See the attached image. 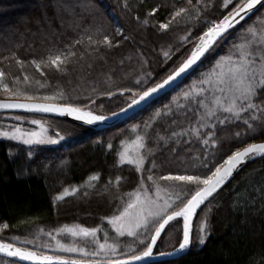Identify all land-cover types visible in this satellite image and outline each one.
I'll return each instance as SVG.
<instances>
[{
    "label": "trees",
    "instance_id": "obj_1",
    "mask_svg": "<svg viewBox=\"0 0 264 264\" xmlns=\"http://www.w3.org/2000/svg\"><path fill=\"white\" fill-rule=\"evenodd\" d=\"M205 2L209 6L198 21L173 22L168 30H161L159 25L168 22L176 8L186 7L187 0H0V68L10 74L6 78L10 87L12 76H20L23 81L25 74L30 82L40 80L44 83V88L34 86L29 91L30 95L40 97L34 101L72 103L83 107L92 99L95 103L105 102L107 108L102 111L111 115L125 106L119 100L121 95L117 88H132L128 80L144 73L154 76L147 86L161 75L166 76L173 65L185 57L191 45L190 40L181 41L188 28H194L192 33L195 35L191 37L197 40L211 21L222 19L239 0H232L227 7H223L222 0ZM263 12L264 5H261L250 17L229 30L214 50L205 55L191 76L183 79L182 84L114 126L95 130L63 117L0 112V129L7 128L6 117L19 115L61 122L81 132L57 146L25 145L0 138V224L9 225L2 231L0 240L43 253L46 250L41 247V242L50 239L44 233L64 225L96 228L104 224L102 218L114 215L123 206L117 197L133 191L139 182L140 174L135 167L121 164L118 160L122 139L131 138L135 133L146 135L147 146L154 151V156L146 161L145 169L151 168L154 159L157 165L153 169L155 175L184 173L185 170L192 172L193 158L202 157L205 146L195 139L190 143L169 142L165 146L163 141L157 143V133L167 137L172 130L178 131L172 125L173 120L186 126L184 118L175 114L174 97L198 78L202 70L207 71L217 55L227 54L240 30L253 23L252 19L260 18ZM146 19L147 24L144 23ZM115 20L122 34H117ZM87 35H92L94 40L107 35L113 46H90ZM82 37V43L71 49L76 55L66 64V71L42 67L44 75L41 76L30 63L33 59L46 58L50 52L66 50V46ZM169 48L173 55L165 63L162 49ZM13 53L25 62L23 70L14 59H3ZM20 87L23 90L27 86L21 83ZM93 87L96 92H92ZM108 90L116 92V95L107 97L99 94ZM60 91L65 94L63 100L42 99ZM9 98L25 100L23 96ZM165 105H171L174 114L161 115L151 128H145V123L151 122L154 114L163 110ZM134 126L138 128L134 130ZM235 132L241 133L239 139L234 138ZM246 132L247 126L241 122L218 127L219 143L215 149H208L209 153L215 152V157L209 155V159L222 163L233 151L253 141L264 140V131H258L256 135H245ZM196 171L206 172L202 168ZM94 175L99 179L93 181ZM144 175L146 177L148 173ZM117 177L120 178L118 189L115 186ZM90 184L95 187H89ZM57 195L64 198L54 202ZM200 214L201 222L207 219L210 232L203 245L197 242ZM171 224L169 226L175 225ZM176 224L172 244L166 248L160 246L167 232L172 230L168 226L169 229L166 227L165 233L157 240L154 253H164L178 246L182 227L178 222ZM41 228L44 233L39 232ZM13 236L33 240L35 244L14 241L11 239ZM191 236L193 242L185 255L150 264H264V157L244 165L198 209L192 221ZM140 251L137 249L136 253ZM0 264L26 263L0 257Z\"/></svg>",
    "mask_w": 264,
    "mask_h": 264
},
{
    "label": "snow or ice",
    "instance_id": "obj_2",
    "mask_svg": "<svg viewBox=\"0 0 264 264\" xmlns=\"http://www.w3.org/2000/svg\"><path fill=\"white\" fill-rule=\"evenodd\" d=\"M230 3L232 0H223V7H227ZM258 5H264V0H239L235 7L222 19L211 21L206 30L198 37V43L192 48L190 54L174 65L163 78L154 80L149 86L144 87L148 83L147 80L138 77L134 82L138 86V90L135 91L133 88H117V92L121 96L126 92L132 94L130 103L126 108H121L119 113L112 112L111 116H108L96 113L87 106L81 107L72 103L32 102L40 97L30 95L29 91L34 86L44 88L45 84L41 83L40 80L30 82L29 76L25 74L23 81H21L20 76H12V86L10 87L9 83L6 82V78L10 74L6 73L3 68H0V90L12 97L23 96L27 102L0 101V109H21L28 112L66 115L87 125L105 122L111 117L127 112L128 109L147 101L156 94L182 84L183 79L190 77L196 70L202 58L213 51L215 46L225 38V34L240 24L241 21H244L249 14H252ZM208 6L205 0H195V3L193 0H187V6L176 8L171 14V19L166 23H161L159 28L168 30L173 22L179 24L182 21H198ZM125 7H127L126 4ZM154 11L155 9H153ZM147 22L146 19L144 23L147 24ZM116 31L117 34H122L119 28ZM97 32L99 33V30ZM189 35L191 32L182 36L181 41L187 42ZM82 40L83 37L75 40L72 45L66 46V50L50 52L46 58L39 61L33 59L30 63L35 66L37 71H40L41 76L44 75L41 70L42 67H52L57 71L64 72L70 58L76 55L71 49L75 45L81 44ZM87 40L90 46L92 44L113 46L107 35H103L102 39L98 40H94L92 35H87ZM162 54L164 62L167 63L172 58L173 52L171 48L169 50L162 49ZM3 59L5 61L14 59L21 70L24 68L25 62L18 59L15 53L11 57H4ZM143 75L148 78L152 76L151 73H144ZM108 79L110 80L111 77ZM21 83L27 86L23 90L20 87ZM96 91L97 89L93 87L92 92ZM99 94L112 97L116 95V92L108 90ZM42 99L63 100L65 94L60 91L52 95H45ZM91 102L94 104L95 100ZM174 103L176 106L175 114L184 118L186 126L177 120H173L172 125H175L179 130H172L167 137L157 133V143L163 141L167 146L169 142L190 143L195 139L205 146L203 156L193 158L191 165L193 171L190 173L185 170L184 173L170 172L155 175L153 169H156L157 165L154 159L151 161V168L145 169V163L149 157L154 156V151L147 146V136L137 134L135 140L132 141L134 150L125 148L119 153V160L121 164L127 163L135 167L136 172L140 174L139 182L133 191L117 197L123 205L122 208L117 209L118 214L102 218V220H107L116 233V238L112 242L109 241L107 232L104 233V239L101 242L97 235L98 232L102 231L99 226L87 228L80 225L71 227L64 225L54 229L53 232L56 235L67 233L74 239L82 238L86 242L85 246H77L75 243L71 245L61 243L53 235V232L44 233L42 228L39 229V232L55 240L54 251L76 253L80 259L69 260L59 255H41L37 251L17 247L13 243L2 240H0V254L20 261L33 262V264H132V262L151 257L153 248L161 234L165 233L166 227L171 222L177 221L178 218L183 220V232L182 239L174 251L182 252L188 249L193 242L190 221L197 209L225 184L239 166L256 157H264V143H249L242 149L233 151L222 163H215L214 159L210 160L209 155L215 157V152L209 153L208 151V149H215L219 143L218 127H229L241 122L247 126L245 135H256L258 131H264V19L247 24L241 29L237 39L230 45L228 53L216 58L207 71L200 72L198 78L193 79L177 97H174ZM102 107L103 105H101ZM190 113L191 115H189ZM173 114L172 106L165 105L163 110H158L154 114L151 122L145 123V128H151L161 115L170 116ZM13 119L23 121L24 117L17 115ZM30 123L38 125L40 131H29L13 124L6 129H0V138L18 141L26 145L55 144L65 139L59 132L56 133L55 138L47 135V129L40 120L33 119ZM136 128L138 126H134V130ZM240 136V132L234 133V138L239 139ZM185 137L187 139H184ZM109 148H111V144H109ZM197 168H202L206 172L201 174L196 171ZM145 172L148 173L146 177ZM91 179L93 181L98 180L99 176L94 175ZM119 180L120 178L117 177L115 185L117 189ZM109 184L112 182L109 181ZM89 187H95V185L90 184ZM105 191H107V185ZM85 195L88 193L85 192ZM125 196L127 200L124 199ZM63 198V195H57L54 202ZM8 227L7 223L0 224V232ZM197 231L199 233L197 242L200 245L205 244L207 235L210 234L206 218L202 220ZM120 237L131 238V243L125 246L128 252L132 254H123L127 255L126 259L113 258L118 253L120 244L116 241ZM11 239L25 244H35L33 240L26 238L21 240L19 236H13ZM89 243L93 245L91 250L87 246ZM137 245H143V250L138 254L136 253ZM35 246L40 247V245ZM45 246L51 247V245ZM165 254L160 253V255ZM88 257L92 259H88ZM97 257L99 259H96Z\"/></svg>",
    "mask_w": 264,
    "mask_h": 264
},
{
    "label": "rangeland",
    "instance_id": "obj_3",
    "mask_svg": "<svg viewBox=\"0 0 264 264\" xmlns=\"http://www.w3.org/2000/svg\"><path fill=\"white\" fill-rule=\"evenodd\" d=\"M211 1V0H210ZM222 3H223V0H222ZM260 19H264V12L262 13V16L260 17V18H258V17H256V18H254V19H252V22H254V21H258V20H260ZM116 21V20H115ZM209 22V21H208ZM207 22V23H208ZM116 26H117V28H119V25H118V22L116 21ZM120 27H121V25H120ZM194 28H188V30H187V34L189 33V32H191V35H189L188 36V40L187 41H191V45H190V47L186 50V55H185V57L184 58H186L189 54H190V52H191V50H192V48L195 46V44L197 43V41H198V39L197 40H195V39H193L194 37V33H192ZM164 32V31H163ZM185 36V35H184ZM193 38H192V37ZM193 42H194V44H193ZM223 54H221V55H217L216 56V58H218L219 56H222ZM183 58V59H184ZM216 58H214V60H213V62L215 61V59ZM182 60V59H181ZM180 60V61H181ZM176 61V60H175ZM179 62V61H178ZM178 62H176L174 65H176ZM213 62H212V64H213ZM173 65V66H174ZM155 70H156V68H155ZM154 70V71H155ZM205 70V69H204ZM204 70H202L201 72H204ZM158 76H160V75H158ZM157 76V77H158ZM165 75H161L160 77H158L159 79H161V78H163ZM138 77H140L141 79H146L147 80V82L148 81H150V80H152V79H154V76L152 75L151 76V78H148V77H145L144 75L143 76H137V77H132V78H130L128 81H131V83H130V86H132V88H134L133 90L135 91V90H138V86H136L135 85V80H136V78H138ZM132 84V85H131ZM144 87H147V84H145L144 85ZM177 87V86H176ZM175 87V88H176ZM131 88V87H130ZM174 88V89H175ZM173 90V89H172ZM171 90V91H172ZM170 92V91H169ZM132 94L131 93H127V94H124L123 96H121L120 98H119V100H120V102L121 103H124V105L125 106H127L128 105V103H130V96H131ZM9 97H12V96H9V94L8 93H6V92H4V91H2V90H0V100H3V99H13V98H9ZM13 100H15V99H13ZM16 100H18V99H16ZM20 100V99H19ZM90 100V102H88V104L87 105H84V106H87L88 108H90L92 111H94V112H96V113H102V114H104V115H108V114H106V113H104L102 110H104L105 109V107H106V105H105V102H98V103H92L91 101H92V99H89ZM117 102H118V99H117ZM101 105H103V107L101 108ZM83 106V107H84ZM124 106V107H125ZM123 107V108H124ZM107 108V107H106ZM109 116V115H108ZM13 117H15V116H9V117H6V119L5 120H7L6 122H5V124L7 125V127L11 124V125H13V124H16V125H19L20 127H22L23 129H26V130H29V131H40V127L38 126V125H33V124H31L30 123V121L31 120H33V119H35V120H40V121H42V123H43V125H44V127L47 129V135H49V136H52V137H54L55 138V136H56V133L57 132H59L60 133V135H63L64 137H65V139H63V140H61V141H59L58 143H55V144H44V145H51V146H57V145H59V144H61L62 142H64V141H67V140H69V139H71L72 137H74V136H72L73 134H75V133H78L79 134V132L80 131H78V129L77 128H74V126H70V125H68V124H64V123H61V122H57V121H53V122H51V121H48L46 118H40V117H32V116H25L24 117V120L23 121H16V120H14L13 119ZM22 117V116H21ZM11 122H13V123H11ZM1 129H3V128H1ZM4 129H6V128H4ZM81 133V132H80ZM77 134V135H78ZM137 134H139V133H135V134H133L132 135V137L131 138H124V139H122V141L124 142L123 144L122 143H120V148H119V152H118V160H119V153L121 152V151H123L125 148H127V149H129V150H134V145H133V143H132V141H134L135 140V137H136V135ZM140 135H143V134H141L140 133ZM121 141V142H122ZM258 141H263V140H258ZM16 142H18V141H16ZM253 142H256V141H253ZM253 142H251V143H253ZM21 143V142H20ZM23 144V143H22ZM249 144V143H248ZM26 145V144H25ZM247 145V144H246ZM246 145H244L243 147H245ZM243 147H241V148H239V149H242ZM239 149H237V150H239ZM236 151V150H235ZM231 155V154H230ZM226 159V158H225ZM119 162H120V160H119ZM150 183V182H149ZM123 207V206H122ZM118 209H120V208H118ZM114 214H118V211H116ZM201 214H200V216H199V218H198V224L200 223V225H201ZM176 222H178L179 223V225L181 224V227H182V232H183V220H182V218H178L177 219V221H173L172 222V224L174 223L175 225H173V226H169L170 228H172V230H170V231H168L167 232V234H166V236L163 238V240H162V243L160 244V246L162 247V248H166V247H168L169 245H171L172 244V238H173V236H174V234L175 233H173V230L175 231V227L177 226V224H176ZM104 224H102L100 227L102 228V231H100V232H98L97 233V235L99 236V238H100V240H101V242H103V239H104V233L105 232H107V234H108V238H109V241L110 242H112L113 241V239L114 238H116V233H115V231L111 228V226L108 224V222H107V220L106 219H104V222H103ZM171 224V225H172ZM68 226H73V225H68ZM169 227H168V229H169ZM2 235V232H0V236ZM55 236H56V239L57 240H60L61 241V243H64V244H67V245H71V244H73V243H75L77 246H81V247H83V246H85V244H86V242H85V240H83L82 238H79V237H77V238H73V237H71V235L70 234H67V233H62V234H59V235H56V234H54ZM1 239V238H0ZM116 242H118L119 244H120V247H119V249H118V253H117V255L115 256V257H113V258H119V257H122V256H124L123 254H127V253H129L128 252V249H127V247L125 246V245H127L128 243H131V238H127V237H120V238H118L117 239V241ZM45 245H51V247H46ZM88 246V248H89V250H91L92 249V247H93V245H91L90 243L87 245ZM41 247L44 249V250H46V251H44L43 253L42 252H40V254H47V255H59V256H62V257H66V258H70V259H80V256L78 255V254H76V253H65V252H60V251H54L53 249L55 248V240H53L51 237H50V239H49V241L48 242H46V241H44V242H41ZM143 250V245H137L136 246V250ZM173 250V249H172ZM172 250H170V251H172ZM168 252V251H167ZM88 259H92L91 257H88ZM96 259H99V257H97Z\"/></svg>",
    "mask_w": 264,
    "mask_h": 264
},
{
    "label": "water",
    "instance_id": "obj_4",
    "mask_svg": "<svg viewBox=\"0 0 264 264\" xmlns=\"http://www.w3.org/2000/svg\"><path fill=\"white\" fill-rule=\"evenodd\" d=\"M261 5H258L257 8L254 10V12L260 7ZM253 12V13H254ZM252 13V14H253ZM252 14H249L248 17H250ZM246 17L245 20L248 18ZM242 22V21H241ZM231 30V29H230ZM198 43V42H197ZM203 59V58H202ZM200 63V62H199ZM176 86H174L172 89H174ZM172 89H168L166 90L165 92H161L159 94H156L154 95L153 97H151L150 99H148L147 101L145 102H142L141 104L137 105V106H134L130 109L127 110V112L125 113H120L119 115L117 116H114V117H111L110 119H108L107 121L105 122H102V123H96V124H93V125H87V124H84L82 123L81 121H77L75 120L73 117H70V116H61V115H58V114H54V113H40V112H28V111H25V110H21V109H8V110H3V109H0V112H4V111H15V112H28V113H35V114H45V115H51V116H56V117H63V118H66L70 121H74V122H77L79 124H82L88 128H91V129H95V130H101V129H105V128H108V127H111V126H114L122 121H124L125 119H127L128 117H130L131 115H133L134 113L138 112L140 109H142L143 107H145L146 105H148L149 103H151L153 100L163 96L164 94L168 93L169 91H171ZM5 100H11V101H19V102H27L25 100H13V99H3V100H0V101H5ZM32 102H35V103H48V102H38V101H32ZM57 104V103H56ZM127 107V106H126ZM124 107V108H126ZM120 110L117 112L119 113ZM111 116V115H109ZM253 143H264V140L263 141H256V142H253ZM247 146V145H246ZM260 157H256L255 159H251V160H248L246 163L242 164L241 166L238 167V169L236 171H234L233 175L225 182V184L231 180V178H233V176H235V174L244 166L246 165L247 163L249 162H252L256 159H258ZM224 184V185H225ZM222 185L221 188L224 186ZM220 188V189H221ZM220 189H218L217 191H219ZM215 194V193H214ZM206 202V201H205ZM202 206V205H201ZM200 206V207H201ZM199 209V208H198ZM197 209V211H198ZM196 211V213H197ZM195 215L193 216L192 220L190 221V229L192 227V221L194 219ZM182 239V238H181ZM19 247V246H17ZM178 247V246H177ZM176 247V248H177ZM154 249V248H153ZM190 247L182 252H175L174 249L172 251H168V252H164L166 253L165 255H160V253H154L153 252V255L151 257H148V258H145L144 260L142 261H137V262H132V264H150V263H154V262H160V261H166V260H171V259H176V258H179V257H182L183 255H185L188 251H189ZM41 255H46V254H41ZM0 257H5V258H10V257H7L3 254H0ZM64 259H69V258H66V257H63ZM127 258V257H126ZM126 258H122V259H126ZM10 259H15V260H18L16 258H10ZM71 260V259H69ZM20 261V260H18ZM20 262H23V263H26V264H33V262H29V261H20Z\"/></svg>",
    "mask_w": 264,
    "mask_h": 264
}]
</instances>
